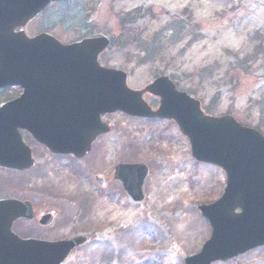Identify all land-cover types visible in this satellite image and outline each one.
Listing matches in <instances>:
<instances>
[{
  "label": "rangeland",
  "instance_id": "rangeland-1",
  "mask_svg": "<svg viewBox=\"0 0 264 264\" xmlns=\"http://www.w3.org/2000/svg\"><path fill=\"white\" fill-rule=\"evenodd\" d=\"M31 26L30 33L47 31L63 43L108 32L113 43L100 62L126 71L130 87L167 75L208 113L232 115L264 134V0H65ZM20 94L18 87L0 90V104ZM104 122L110 133L82 159L53 154L23 131L35 165L18 174L0 170V198L31 200L35 218L17 222L14 231L51 241L87 236L63 264H185L211 235L200 206L220 198L225 172L197 162L171 120L117 112ZM119 163L149 167L144 200L133 201L114 178ZM119 210L138 214V228L118 231L110 218ZM46 213L54 221L42 226ZM213 264H264V247Z\"/></svg>",
  "mask_w": 264,
  "mask_h": 264
},
{
  "label": "water",
  "instance_id": "water-1",
  "mask_svg": "<svg viewBox=\"0 0 264 264\" xmlns=\"http://www.w3.org/2000/svg\"><path fill=\"white\" fill-rule=\"evenodd\" d=\"M55 1L0 0V89H23L20 97L0 106V167L26 170L34 165L21 130L55 154L83 158L110 131L102 120L106 114L172 119L188 137L193 157L220 167L227 177L222 196L200 206L212 233L185 264L227 261L264 247V135L231 115L206 114L201 101L179 91L168 76L156 78L141 90L130 88L125 71L99 62L112 42L108 33L72 44H62L47 33L29 37L26 24ZM146 93L159 98L157 109L144 99ZM148 174L142 163L115 168V178L134 201L144 200ZM97 182L105 184L104 179ZM22 218H34L30 201L0 199V264H62L87 241L85 236L23 239L12 230ZM52 221L53 215L46 214L40 224Z\"/></svg>",
  "mask_w": 264,
  "mask_h": 264
},
{
  "label": "bare ground",
  "instance_id": "bare-ground-1",
  "mask_svg": "<svg viewBox=\"0 0 264 264\" xmlns=\"http://www.w3.org/2000/svg\"><path fill=\"white\" fill-rule=\"evenodd\" d=\"M137 216L138 214H136L135 212L119 210L113 213V216L110 218V221L118 226V231H130L132 229L138 228L134 224ZM177 218L181 222H186V218L184 216H178ZM186 227V225H183V227L181 228L182 233L186 230Z\"/></svg>",
  "mask_w": 264,
  "mask_h": 264
},
{
  "label": "flooded vegetation",
  "instance_id": "flooded-vegetation-1",
  "mask_svg": "<svg viewBox=\"0 0 264 264\" xmlns=\"http://www.w3.org/2000/svg\"><path fill=\"white\" fill-rule=\"evenodd\" d=\"M32 23H34V20L33 21H31L30 23H28V25L26 26V31H27V33L29 32V30L31 29V25H32ZM43 32H47V31H43ZM38 33H40V32H38ZM38 33H28L30 36H34V35H36V34H38ZM76 40H78V39H76ZM75 40V41H76ZM26 141V140H25ZM0 170L1 171H4V172H10V173H12V174H18V173H23V172H25V171H17V170H15V169H6V168H0Z\"/></svg>",
  "mask_w": 264,
  "mask_h": 264
}]
</instances>
